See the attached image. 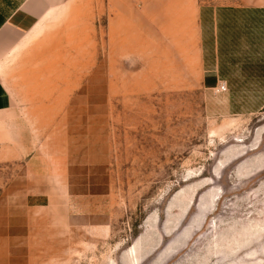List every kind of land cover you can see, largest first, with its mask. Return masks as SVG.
Wrapping results in <instances>:
<instances>
[{
	"label": "rangeland",
	"instance_id": "1",
	"mask_svg": "<svg viewBox=\"0 0 264 264\" xmlns=\"http://www.w3.org/2000/svg\"><path fill=\"white\" fill-rule=\"evenodd\" d=\"M243 2L264 0H50L0 38V209L35 148L74 165L32 264H264V8Z\"/></svg>",
	"mask_w": 264,
	"mask_h": 264
},
{
	"label": "crops",
	"instance_id": "2",
	"mask_svg": "<svg viewBox=\"0 0 264 264\" xmlns=\"http://www.w3.org/2000/svg\"><path fill=\"white\" fill-rule=\"evenodd\" d=\"M48 2L50 0H23L1 24L0 38L28 33L45 13ZM149 4L161 5V2ZM238 8L243 11L257 8L261 12L264 2L248 5L243 2ZM233 19L236 27L238 17L233 16ZM49 157L42 149L35 148L24 162L23 176L13 181L15 186L9 188V196L5 198L9 206L0 209V264H32L42 244L40 233L49 221L45 216L57 211L62 223H66L65 200L73 199L69 192L73 193L75 184L74 165L60 162L57 155ZM75 208L71 210L70 221L76 215Z\"/></svg>",
	"mask_w": 264,
	"mask_h": 264
},
{
	"label": "built area",
	"instance_id": "3",
	"mask_svg": "<svg viewBox=\"0 0 264 264\" xmlns=\"http://www.w3.org/2000/svg\"><path fill=\"white\" fill-rule=\"evenodd\" d=\"M225 89H226V88H225L224 85L219 84V85L216 87L215 91H216L217 93H223V92L226 91Z\"/></svg>",
	"mask_w": 264,
	"mask_h": 264
}]
</instances>
